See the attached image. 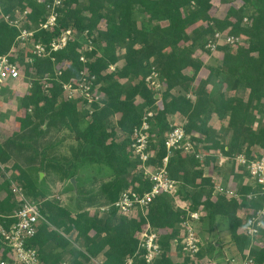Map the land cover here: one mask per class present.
Segmentation results:
<instances>
[{
  "label": "trees",
  "instance_id": "obj_1",
  "mask_svg": "<svg viewBox=\"0 0 264 264\" xmlns=\"http://www.w3.org/2000/svg\"><path fill=\"white\" fill-rule=\"evenodd\" d=\"M0 1L2 5L12 2ZM21 1H25L22 7L28 10L29 19L22 21V27L36 29L31 37L32 43L46 45L73 27L80 34L86 31L91 35L102 17L108 25L107 29L98 32L100 40L89 50L83 51L88 60L85 62L79 60V50L83 47L80 36L69 38L65 47L49 56H34L32 63L25 60L30 52L16 49L9 56L12 61L25 66V83L35 68L36 71L51 72L50 78L31 83L20 97L19 110L9 118L8 125L0 124L1 132L6 134L5 137L0 135V164L6 170V162H9L10 157L14 160L11 169H16L17 174H13V178L21 182L28 196L39 201L41 214L49 222V225L40 222L35 234L27 241L30 247L37 249L41 263L59 264L67 255L68 264H86L87 253L102 258V264H125L126 256L139 264H147L136 253L138 240L134 236L135 231L143 229L147 223L157 228L162 250L151 264H196V260L204 256L201 247L193 256L182 255L179 260L173 257L175 254L180 255L177 253L179 244L174 249L171 245L172 240L180 235V223L187 211L176 208L165 195L156 196L144 215L138 211L134 214L136 217L133 215L131 218L119 215L115 209L103 216H90L86 209L98 200L112 204L129 186L138 193L150 190L151 183L143 177L141 171H137L140 162L132 156L130 144L133 129L140 125L145 111L152 112L153 109L155 113L148 132L151 136L156 135L157 141L151 143L156 152L151 162L160 163L165 155L163 133L175 126L169 118L175 114L184 116L186 123L182 127L191 139L204 141L205 158L200 163L192 153L179 151L168 158L167 172L171 178L180 182V198L182 196L186 202L190 201V211L201 212V207L205 208L210 222L215 215L227 218L230 234L228 244L234 245L230 258L238 255L244 259L248 255L252 264H264V232L260 237V245H253L251 239L240 231L245 219L239 214V209H242L243 215L249 216L261 206V200L246 198V194L253 191L249 185L238 187L240 199L214 193V175L207 176L202 171L204 166L216 164L215 149H219L233 164L232 158L237 154L243 153L247 158H255L264 149V127H252L254 111L264 116V0H253L251 4V0H243L241 6L231 3L222 17L212 13L214 7L211 0H88L87 4L81 6H78L79 0H64L58 10L57 24L50 31L38 27L45 18V5L36 0ZM105 2L111 6L107 14L101 11L104 10ZM132 5H137L138 10L146 13L151 21H166L167 25L139 28L132 18ZM11 8L12 4L2 6V14L15 17L10 12ZM83 11L88 12V15H82ZM244 17H247L248 22L243 21ZM200 19L206 21L205 25L194 27L190 37L185 30ZM216 32L242 37L244 43L217 45L216 49L222 52L221 63L209 66V76L222 78L231 89H247V98L227 97L223 93L211 95L205 88L209 76L201 81L196 99L185 93H169L173 87L192 79L203 65V60L193 54L191 46L199 42L202 49L211 51L206 44L209 40L215 41ZM18 34L19 29L10 25L0 14V54L9 52L12 45L15 47ZM188 40L191 45H181ZM120 42L125 44L122 56L124 64L102 75L101 72L118 60L114 45ZM84 67L88 76L95 74L97 80L102 78L106 81L104 86H100L106 99L92 103V110H79L75 101L65 98L61 85V82L71 77L79 78ZM187 67L191 68L188 71L192 74L184 72ZM55 71L59 72L58 79ZM154 71L167 84L160 99L157 98L158 92L151 90L145 82L146 76ZM46 83L49 85L44 87ZM113 114H118V119L108 130L106 121ZM213 114L218 119L227 120L230 137L226 143L215 137L208 125ZM8 129H11L10 136L7 135ZM65 129L76 134L75 149L73 145L70 146L69 158L62 161L53 157L46 159V151L48 155L53 152L50 145L53 143L40 150L36 145L42 146L43 140L52 130L56 137ZM118 132L124 135L120 140L115 139ZM84 144L103 150V160L112 170V180L101 183L93 199L79 195V189H76L77 203L73 209L54 203L53 199H44L45 192L38 187V175L35 178L30 174V168L35 166V155L40 152L38 168L47 174L60 168L68 170L66 163L71 161V155L74 158L78 154L82 155ZM17 148L27 152L28 157L32 156L33 159L27 158L26 162L21 160L22 165L17 160L20 165L16 163L13 154ZM70 163L73 162L68 165ZM183 191L185 195H182ZM17 207L9 181L3 178L0 169V224L8 226L12 223L14 218L10 216ZM58 230L67 236L64 237ZM163 230L168 231L164 233ZM73 240L80 244L78 249L72 245ZM208 243L209 250L214 251V242ZM8 256V249L0 240V260Z\"/></svg>",
  "mask_w": 264,
  "mask_h": 264
},
{
  "label": "built area",
  "instance_id": "obj_2",
  "mask_svg": "<svg viewBox=\"0 0 264 264\" xmlns=\"http://www.w3.org/2000/svg\"><path fill=\"white\" fill-rule=\"evenodd\" d=\"M39 3L45 5L46 14L45 18L39 23V28L44 30H52L57 24L59 16V8L63 6L64 0H36ZM24 15L10 18L8 14H5L3 18L10 25L16 26L19 29L17 35V43L14 49H19L22 52H30L27 58L28 63H32L33 57H46L51 53L58 51L65 47L70 30L63 31L58 38L52 39L49 43L40 44L32 43V35L36 29H28L25 27H19L18 24L24 21ZM17 18H20L17 20ZM244 22H248L247 17L243 18ZM215 41L209 40L206 44L211 51L216 50L217 45H223L229 43L231 45L235 43H244L242 37H234L222 32H216ZM31 44L30 48L26 47ZM20 44V45H19ZM11 49V50H14ZM11 50L7 53L0 54V91L9 87L8 84H23L25 83V74L21 70L18 61H12L10 59ZM25 58V60H26ZM79 60L85 62L86 58L83 54L79 55ZM119 67L117 63L110 64L108 66L109 72L114 71L116 67ZM81 76L77 78V83L72 86L67 95L72 99V95L78 94L81 98L86 100V103L92 104L94 102H100L99 96L95 94L93 86L94 75H87L84 70L79 73ZM145 82L147 85L152 86L153 89H158L160 86L159 77L156 72H151L146 76ZM66 84V83H65ZM63 84L62 88L67 85ZM25 85H28L25 83ZM69 85V84H68ZM74 91L75 93H72ZM153 113L149 110L142 116L141 123L138 127H135L131 133V154L134 158L139 160V165L142 169L143 177L151 183V188L148 191L138 193L133 187L129 186L124 189L119 198L113 202L110 206L99 207V210L103 212H109L110 209H115L120 215L130 216L136 212H141L143 215L148 209L153 199L158 195H165L171 199L175 207L179 205V184L180 182L171 178L167 172L168 158L172 156L176 151L183 153H192L200 163H203L205 153L199 149L200 143L187 136L182 125H175L170 130L163 133L162 142L165 147V155L161 159L160 163L156 166L151 162V158L156 155L155 149H153L151 143H154L156 139L154 135H150L148 132L150 129V119ZM227 160L228 157L224 156ZM234 164L240 173H246L249 179L248 185L252 187L253 191L246 194L248 200L259 198L262 202L261 206L256 208L247 217L243 215V210H240V215L245 219V223L241 230L252 241L255 246L260 245V237L264 232V149L255 158H247L243 153L237 154L232 158ZM221 163V161H220ZM0 169L4 179L9 181V188L13 194L14 199L18 203V207L13 211L11 218L14 221L8 226L0 224V240L7 247L9 256L6 259L0 260V264H42L37 249L28 245V239L32 237L40 222H49L41 214V208L39 201L28 196L23 189L22 185L13 178L12 170L7 171L4 169V165L0 164ZM15 173V172H14ZM213 178H215L213 176ZM215 183L221 184L215 181ZM214 184V193H220L227 197H234L240 199V195L235 188H228L227 186H219ZM181 209L187 211L186 217L181 221L180 226L184 230L179 237L173 240L174 244H179V250L184 253L185 256L195 255L201 248V241L198 237L194 226L190 224L192 221L199 220V211H190L189 207L181 206ZM144 232L138 233L136 238L138 240V256L143 259L147 264L152 263L158 258L162 252L161 246L158 242L159 234L157 231H151L149 229L150 224ZM87 256L86 264H102L100 258L93 257L90 254L85 253ZM132 258L129 257V263L131 264ZM227 262H232L234 259L227 258ZM69 256H65L59 264H68ZM239 264H252V259L248 255L244 259H239Z\"/></svg>",
  "mask_w": 264,
  "mask_h": 264
},
{
  "label": "rangeland",
  "instance_id": "obj_3",
  "mask_svg": "<svg viewBox=\"0 0 264 264\" xmlns=\"http://www.w3.org/2000/svg\"><path fill=\"white\" fill-rule=\"evenodd\" d=\"M2 1H3V3L6 2V0H2ZM87 2H88V0H79L78 6L85 5V4H87ZM211 2H212V5L214 7V10H211L212 13L214 15H218L220 17H222L225 14L227 7L230 6L231 3H233L237 6H241L243 4V0H211ZM251 2H253V0L250 1V4H251ZM10 4H12V8H11L10 12H12L14 14V16L16 14H17V17L22 16V15H24L23 12L25 10H27L26 8L22 7L25 4V1L12 0V2ZM10 4L5 3L2 5L1 1H0V14H1V16H2V6L6 7V5H10ZM251 7H254V5H251ZM110 9H111L110 4L108 2H105L104 3V10H101V11H102V13L107 14L110 12ZM131 11H132V18L136 21L139 28L140 27L141 28L142 27L148 28V27H151V26L156 25V24H159L162 27L167 25L166 21H155V20L151 21L148 18V15L146 13L138 10L137 5H132ZM27 12H28V10H27ZM82 13H83L82 15H88V12H86V11H83ZM212 13H211V15H212ZM9 17L12 18L11 15H9ZM18 19H20V18H17V20ZM28 20H27V15L25 14L24 21H28ZM18 21H20L18 26L22 27L23 22L21 21V19ZM205 23H206V21L200 19V20L196 21L193 25H189L185 31L191 37L192 36V33H191L192 29H194V27H199V26L205 25ZM107 27H108V25H107L106 19L104 17H102V19L99 20L96 28L91 32V35H88L87 34L88 32H86V31H84L80 34L77 32V29L75 27H73L72 29H70V35L68 36V38L80 36L79 38H80V41L82 42L83 47L79 50V52L81 54H83V51L85 49L89 50L91 47H93L95 42H98L100 40V36L98 35V32L101 30L107 29ZM182 44L188 46V45H191V42L189 40L183 41L181 43V45ZM16 45H18V43ZM16 45H15V47H16ZM28 46H31V44L29 43L26 47H28ZM124 46H125L124 42L116 43L114 45L115 54L118 56V60L116 61V63L120 66L124 64V59L122 58V56L125 53V47ZM191 47L193 48V54L203 60V65L199 68V70L195 73V75L191 77L192 79H188L185 83L173 87L172 89H170L169 93L174 94V95H177L180 93H185L188 97H190L192 99H196L198 96V88H199L201 81L203 79H206L209 76V66H216V65L221 63L222 52L218 51L217 49L215 51H206L205 49H202V47L199 46V42H196ZM28 48H30V47H28ZM11 49H14V45H12ZM14 50H16V49H14ZM14 50H11V53ZM26 61L28 62L27 58H26ZM86 61H88L87 57H86ZM20 68L22 71H24L25 66L20 64ZM188 69H191V68L187 67L184 70V72L188 73L189 75L192 74V72L188 71ZM31 70H33V69H31ZM83 70L86 72L85 67ZM32 72H33V74L30 77H28V80L26 81V83L28 85H25V83L19 84V85L12 83V84H8L9 87H6L4 90L0 91V124L7 123L10 120L9 118H11L14 114H16L17 110H19L18 105L20 103V97L26 92L27 88L31 85V83L34 80L41 82V81L46 80V78L51 77V72L48 73L47 71H41L38 69L36 71V68ZM108 72H109V68L107 67L105 69V71L101 72V74L103 75L104 73H108ZM55 75H56V79H58L59 78V72L55 71ZM79 76H81V75L79 74ZM100 77H101V75H100ZM158 77H159V75H158ZM97 79H98L97 75L94 74L93 86L94 87L98 86V87H95L93 92L99 96V101L101 99L105 100L106 95L100 89V86L101 87L104 86L106 81L102 78L100 80H97ZM121 81H125V79H121ZM208 81H209V83L206 84L205 88L211 95L217 96V95L223 93L227 97L233 96V97H240L242 99L247 98V95H248L247 89H243V88L231 89L224 84V82L222 81V78H220V77L210 75L208 78ZM159 82H160V86L158 87V89H153L152 86H150V85H148V87L155 92L157 91L158 92L157 98L160 99V96H162V94L166 91V85L167 84H166V81L160 77H159ZM76 83H77V78L71 77V79H69L65 82L64 81L61 82V85H63V84L67 85L65 88H63L65 98L68 100L75 101L77 103L79 110H82V109H84L83 103H85L86 100H84L83 98L78 96V94L72 95V97H71L72 99L67 97V95L71 94V92H69V90L71 89L72 86H75ZM48 85H49V83L48 84L46 83L44 87H47ZM72 93H75V92L72 91ZM91 105L92 104L86 103L85 107L92 110ZM151 110H152V113L154 114L155 110H153V109H151ZM147 112L148 111H145V113H147ZM254 115H255V119L252 122V127L253 128H256L258 126L264 127V116H263V114H261L260 112L254 111ZM117 119H118V114H113V116H111L109 119H107L106 126H107L108 130L111 129V126L115 125ZM152 121H153V116L150 119V123ZM169 121H170V123H172L174 125H184L186 123V118L182 115H178V114L176 115L175 114L172 118H169ZM208 125L213 130L215 137L219 138V140L222 143H226L228 141V139L230 137V129L227 127V120L226 119H224V120L218 119L217 116L213 114L210 117V119L208 120ZM58 129H59V127H58ZM10 132H11V129H8L7 130L8 136H10V134H9ZM53 134L56 135L55 133H53V130H52L50 132V134L43 140L44 142L42 143V146L36 145V147L40 150L41 147H43L45 145H49V143H53V144H50L53 147V152H52V154L48 155L47 154L48 152L46 151V159H47V157H49V158L53 157V158H56L57 161H62L65 158H69V147L73 145V147H74L73 149H75V147L77 145V140L75 139L76 134L74 132L72 133L68 129H65L60 135H58L56 137ZM0 135H3L4 137L6 136V134H3L1 132V130H0ZM123 137H124V135H121L120 132H118L117 135H115V139H118V140H120ZM154 138L156 139L157 136L154 135ZM156 141H157V139H156ZM203 142H199L200 143L199 149L201 150V152L204 149L203 148ZM83 148H84V150L82 152V155L78 154V155H76L75 158H74V155H71V158H70L71 161L69 160L68 163L69 162H73V163H70V165H68V163H66L67 165L65 164L66 166L69 167V168L67 167L68 170L60 168V170L55 169V170H52L51 172H49L48 174L42 170H39V168H38L39 167L38 163H39L40 152L37 153L35 155V159H33V157L31 156L32 153L29 154L32 157L31 158V157H28L27 152H23L20 150V148H17V149H15L13 155H14L15 162L16 163L19 162L21 165H22L21 160L23 162H26L27 158L31 159V160L33 159V161H34L33 164L35 166H33V168H30V174H32V176H35L36 174L38 175V187L45 192V198L44 199H47V198L53 199L54 203H57L61 206L73 209V208H75L76 203H77V196L75 195L76 189H79V192H80L79 195L82 194L84 197H87L89 199H93V196L96 194L97 189L100 186V184L104 183L105 181L112 180V174H111L112 170L108 166L106 161L103 160V158H104L103 150L99 147H95V146L88 145V144H87V146L84 144ZM215 150L217 151V152H215L216 156H217L216 164L210 163V165H206L202 168V171L205 175H207V176L208 175H212V176L214 175L215 178H213V179L215 181L221 183V184L215 183V186L218 184L219 186L222 185V186H227L228 188L238 189V187L240 185H248L249 179L246 176V174H244V173L241 174L240 171L237 169L236 164L229 162V160H227L224 157L225 155H223L219 149H215ZM220 161H221V163H220ZM6 163H7L6 164L7 165L6 170L10 171L11 165L14 163V160L13 159L11 160V157H10L9 162H6ZM158 164L159 163H155L154 165L157 166ZM8 165L10 166L9 168H8ZM11 170L13 171L12 174H14V175H15V173L17 174L16 169L15 170L11 169ZM137 171L142 172V169L140 166L137 167ZM66 172H67V175L65 174ZM40 173H43L42 177H41ZM35 178H37V176H35ZM71 178H74V185L71 182ZM18 182L21 184L20 181H18ZM188 189H190V188H188ZM191 190H192V188H191ZM214 191H215V189H214ZM182 195H185L184 191H183ZM182 198H183L182 196H181V198L179 197L178 203L180 206H177L176 208L181 209V206L183 207L186 205L188 207H190L189 206L190 201L186 202ZM110 205L111 204L103 203V200H98V202H95L92 205L87 206L86 209L89 210L88 213L90 214V216H93V215L94 216L95 215L103 216L105 213H108V212H103V211L99 210V207L110 206ZM110 210H109V212H110ZM240 210L241 209H239V214H240ZM200 214L201 215L203 214L202 218H199V220H195V221H192L190 223L194 226V229H195V231H196V233H197V235L201 241L200 244L202 247V252L205 253L201 259L196 260V264H222V259L224 260V258H226V257L229 258L231 256L230 255L231 249H229V250L226 249L228 251V253L224 252L223 250H220V248L216 252L215 251L216 247H215L214 251H212V250H209L210 245L208 242H211V241L217 242L218 241L219 243L221 242L223 244V247L228 245V242H229L228 237L230 234H229V230H228L227 218L225 216H222V215H215L214 220L212 222H210L208 219V216L206 215L205 208H203V207H201ZM133 215H130V216L123 215V216H126L127 218H131ZM134 216L136 217V215H134ZM52 228H54V227H52ZM147 228L148 227L145 225L143 229L135 231L134 236L138 235V233H142V231L144 232ZM149 229L151 231H157V228L151 227V225L149 226ZM182 230L183 229L180 228V234L182 233ZM58 231L64 237L67 236L64 233H62L63 232L62 230H58ZM163 231H164V233H167L168 230H163ZM183 232H184V230H183ZM74 234H76V231H74ZM211 234L214 237L212 240L209 239ZM225 234H226V236H225ZM71 236L72 235H70V237ZM72 245L77 249L80 247V244L75 240L72 241ZM171 246L173 248H175L177 246V244H174L173 240H172ZM232 246H234L233 243H232ZM177 252H180V250H178ZM180 255H185V254L180 252ZM237 256H236V258H237ZM139 259H141V258L139 257ZM99 260L102 263L103 259L100 258ZM131 260H132L131 264H139L138 262L133 261V259H131ZM128 263H129V257L126 256L125 257V264H128ZM235 263L239 264V260L236 259Z\"/></svg>",
  "mask_w": 264,
  "mask_h": 264
},
{
  "label": "crops",
  "instance_id": "obj_4",
  "mask_svg": "<svg viewBox=\"0 0 264 264\" xmlns=\"http://www.w3.org/2000/svg\"><path fill=\"white\" fill-rule=\"evenodd\" d=\"M7 125H8V122H7V123H3V126H7ZM44 174H45V173H44ZM42 175H43V173H42ZM42 175H41V177H42ZM225 236H226V234H225ZM213 238H214V237H213V235L211 234L210 237H209V239L212 240ZM229 238H230V236L228 237V239H229ZM209 239H208V240H209ZM213 242H214V245H215V247H216V250H215L216 252L219 250V248H220V250H223V251L226 252V253H228V251H227L226 249H228V250H229V249H232V246H230L229 244H228L227 246L224 245L225 247H223V244H222L221 242H220V243H219L218 241H217V242H216V241H213ZM173 246H174V245H173ZM208 246H209V245H208ZM172 248H173V247H172ZM173 249H174V248H173ZM230 251H232V250H230ZM177 253L180 254V252H177ZM181 256H182V255H176V254L173 255V257L175 258V260H179V259L181 258ZM229 258H230V257H229ZM231 258H233L234 261H232V262H227V261H226L227 257H226V258H224V260L222 259V264H236V263H235V260H236V259L239 260L241 257H240V256H237V258H236V256H235V257L233 256V257H231Z\"/></svg>",
  "mask_w": 264,
  "mask_h": 264
},
{
  "label": "water",
  "instance_id": "obj_5",
  "mask_svg": "<svg viewBox=\"0 0 264 264\" xmlns=\"http://www.w3.org/2000/svg\"><path fill=\"white\" fill-rule=\"evenodd\" d=\"M40 175H42V173H40ZM71 182H72L73 185H74V178H71Z\"/></svg>",
  "mask_w": 264,
  "mask_h": 264
}]
</instances>
